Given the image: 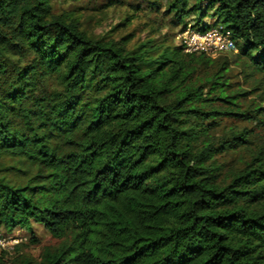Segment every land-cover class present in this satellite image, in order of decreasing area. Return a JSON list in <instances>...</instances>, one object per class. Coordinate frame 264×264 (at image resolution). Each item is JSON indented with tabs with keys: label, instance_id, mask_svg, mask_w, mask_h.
Wrapping results in <instances>:
<instances>
[{
	"label": "trees",
	"instance_id": "trees-1",
	"mask_svg": "<svg viewBox=\"0 0 264 264\" xmlns=\"http://www.w3.org/2000/svg\"><path fill=\"white\" fill-rule=\"evenodd\" d=\"M168 12L183 29L188 16L221 27L264 74V0H172ZM217 57L92 40L51 0H0V155L37 167L23 186L0 177V228L71 237L38 264H264V143L224 184L215 156L249 133L212 134L221 116L264 107L241 108Z\"/></svg>",
	"mask_w": 264,
	"mask_h": 264
},
{
	"label": "rangeland",
	"instance_id": "rangeland-1",
	"mask_svg": "<svg viewBox=\"0 0 264 264\" xmlns=\"http://www.w3.org/2000/svg\"><path fill=\"white\" fill-rule=\"evenodd\" d=\"M172 0H51L52 12L64 19L77 22L80 29L92 40L120 41L127 48L153 40L154 44L176 47L181 45V34L191 29L194 17L184 19L187 27L179 22L174 13L168 12ZM218 66L226 62L227 77L232 89L243 94L241 108L251 110L263 106L264 74L251 70L247 60L233 52L217 57ZM253 113V112H252ZM239 120L232 116H221L213 127L214 144L229 141L234 131H248V141L244 147L229 149L215 156L220 167V180L227 184L232 173L240 170L251 158L252 151L264 143V117ZM37 167L13 156L0 155V177L13 186H23L33 182ZM33 234L25 229L7 231L0 228V264H22L28 259L30 264H38L46 251H52L71 237L57 238L42 226L32 225Z\"/></svg>",
	"mask_w": 264,
	"mask_h": 264
},
{
	"label": "built area",
	"instance_id": "built-area-1",
	"mask_svg": "<svg viewBox=\"0 0 264 264\" xmlns=\"http://www.w3.org/2000/svg\"><path fill=\"white\" fill-rule=\"evenodd\" d=\"M181 46L188 53H202L213 58L227 52H238L233 36L221 27L206 31L186 29L181 34Z\"/></svg>",
	"mask_w": 264,
	"mask_h": 264
}]
</instances>
